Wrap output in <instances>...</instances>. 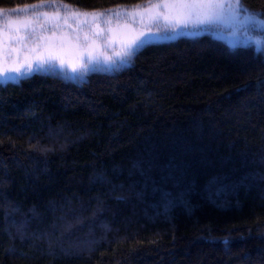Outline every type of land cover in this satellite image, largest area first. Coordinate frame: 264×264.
Here are the masks:
<instances>
[{"label": "trees", "instance_id": "obj_1", "mask_svg": "<svg viewBox=\"0 0 264 264\" xmlns=\"http://www.w3.org/2000/svg\"><path fill=\"white\" fill-rule=\"evenodd\" d=\"M261 81V54L204 36L81 87L0 85V264H264Z\"/></svg>", "mask_w": 264, "mask_h": 264}, {"label": "water", "instance_id": "obj_2", "mask_svg": "<svg viewBox=\"0 0 264 264\" xmlns=\"http://www.w3.org/2000/svg\"><path fill=\"white\" fill-rule=\"evenodd\" d=\"M162 2L163 0H144L107 8L85 9L62 0H39L13 7H0V27H3L9 18L33 17L36 12L58 13L56 18L47 22L41 16L33 26L26 28L20 25L19 32H14L13 35L27 38L22 41L25 48L21 52V60L29 47L38 42L42 43L39 38L43 36L51 38L50 42L54 45L55 51L64 61L61 64L60 59L51 60L37 71V61L32 60L31 71L21 68L19 73L8 70L0 74V85L3 87L7 84L19 85L23 80L40 75L55 77L64 83L81 87L89 81V77L92 75L113 76L131 68L136 56L148 46L170 44L180 39H197L207 36L230 48H245L244 42L247 37L238 27L207 21H165L163 17L152 19V13L133 12L137 8H147L150 3ZM40 4L45 6L27 12L15 11L17 8L24 9L27 6ZM246 7L254 12H263ZM157 11H163V9ZM70 12L98 13L100 15L93 22L92 15L76 17L70 15ZM41 26H43V32H41ZM85 35L88 36V41H85ZM134 36L136 40L132 47L136 48V54L134 57H130L124 51V46ZM3 39L4 44H7V37L5 36ZM93 41L94 45L91 49L93 58L89 59L88 52L83 50L87 44H92ZM141 41H146V43L141 44ZM20 45L21 41H17L11 47H20ZM137 45L140 46L137 47ZM247 48L257 52L255 45L251 42ZM82 51L83 55H81ZM257 53L264 58V52ZM106 57L108 59H105ZM121 60H125L127 63L121 64ZM3 66V61H0V67Z\"/></svg>", "mask_w": 264, "mask_h": 264}, {"label": "snow or ice", "instance_id": "obj_3", "mask_svg": "<svg viewBox=\"0 0 264 264\" xmlns=\"http://www.w3.org/2000/svg\"><path fill=\"white\" fill-rule=\"evenodd\" d=\"M45 5H31L24 9L17 8L15 11H32L35 8L43 7ZM66 7V6H65ZM158 9H163V11H157ZM148 12L152 13V19H159L163 17L165 21H175V22H187L194 20L196 22L207 21L209 23H220L228 25L229 27H238L243 31L247 39L244 42V47L247 48L249 43L255 45V50L257 52H264V12H254L247 8L242 0H163L162 3L149 4L147 8L144 9H134L133 12ZM70 15L79 17L81 15L88 16L92 15L93 22L100 15L98 13H79L70 12ZM43 16L45 22L54 19L58 16V13H39L36 12L33 17H25L23 19H12L6 20L3 27H0V61H3V67H0V74L12 70L17 73L21 71V68H27L29 71L32 70V60L37 61L36 70L39 71L43 66L51 60L60 59L61 64L64 63L63 59L60 57L59 53L55 51L54 45L50 42L49 37H40L39 40L42 43H37L34 46L28 48L24 54L23 60L20 59L22 50H24L25 45L23 40L26 37H20L19 35H13V33H18L20 30V25L24 27L33 26L36 21ZM110 23V21H109ZM127 27V25H125ZM111 30V29H109ZM41 32H43V26H41ZM251 33V35H250ZM7 37V44H4V37ZM85 41H88V36L85 35ZM136 37L134 36L129 40L125 46L124 51L130 56L134 57L136 54V48L132 47L135 42ZM17 41H21L20 47H11V45ZM146 43V41H141V44ZM92 44H87L83 51L88 52L89 59H92ZM140 45H137L139 47ZM83 51L81 55H83ZM15 57V59H13ZM105 59H108L107 57ZM127 63L125 60H121V64ZM74 67V65H73ZM264 83V81H261ZM137 165H134L136 167ZM225 177L216 176L209 182V187L214 188L216 185L223 184ZM154 191H156L154 189ZM159 195V192H156ZM137 196L143 197V192H138ZM172 203L168 200L166 208Z\"/></svg>", "mask_w": 264, "mask_h": 264}, {"label": "rangeland", "instance_id": "obj_4", "mask_svg": "<svg viewBox=\"0 0 264 264\" xmlns=\"http://www.w3.org/2000/svg\"><path fill=\"white\" fill-rule=\"evenodd\" d=\"M213 194H214V196H216V197H217L216 193H213Z\"/></svg>", "mask_w": 264, "mask_h": 264}]
</instances>
